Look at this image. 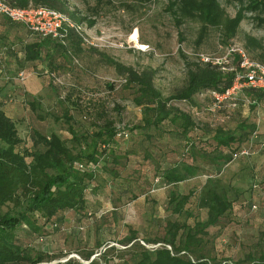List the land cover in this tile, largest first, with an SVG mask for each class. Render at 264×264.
Instances as JSON below:
<instances>
[{
  "label": "trees",
  "instance_id": "trees-1",
  "mask_svg": "<svg viewBox=\"0 0 264 264\" xmlns=\"http://www.w3.org/2000/svg\"><path fill=\"white\" fill-rule=\"evenodd\" d=\"M5 1L21 8L30 4L53 8L78 24H93L79 10L71 9L68 0ZM171 1L182 17L201 22L203 32L210 27L218 28L226 41L236 35L245 19L244 12L255 13L264 24V0H228L241 5L235 17L227 15L220 0ZM40 44L27 45L24 60L42 58ZM82 44H86L83 37L74 29H69L64 43L45 38L43 63L49 64L51 69L64 67L69 55L81 51ZM257 47L256 58L264 64V47ZM7 48L10 55L16 54L12 49L17 46ZM238 59L236 56L235 67L230 69L226 63L186 58L185 85L165 96L155 85L154 69L138 70L108 58L125 76L129 98L141 110L139 124L130 129L136 134L130 136L127 148H123L122 142L128 139V131L117 128L104 109L97 113L103 123L91 134L68 126L73 147L56 131L42 133L38 130H32L29 136L32 147H26L17 127L20 120L12 119L2 110L6 94H0V264H99L98 259L93 258V250L81 254L87 263L72 258L54 262L60 255L36 250L16 231L26 225L28 236L42 231L43 235L46 232L66 234V228L73 224L80 226L84 218L95 222L97 227L98 222L104 221L103 217H108L105 215L111 216L109 219L113 222L122 221L125 215L121 211L125 207L140 204L139 218L149 221L151 217L153 222L164 220L161 222L166 231L159 238L146 239L153 247L136 243L139 236L134 231L125 235L122 243L139 249L130 264H264V252L258 243L250 244L249 239L238 238L235 227L229 226L250 217L244 190L225 184L219 191L209 184L215 171L220 173L222 168L245 155L243 152L250 154L256 148L264 152L255 117H236L230 112L221 122L207 123L200 128L193 112L172 104V101H184L199 111L206 105L197 98L204 95L216 103L212 92L224 94L234 85ZM243 88L250 104L264 100V90ZM26 101L31 110L43 118L35 100L27 97ZM250 107L254 112L255 105ZM64 117L72 118L67 112ZM167 133L172 134L177 143L172 164L165 167L161 164L163 158L151 160V155L153 150L161 149L157 140ZM205 134L209 137L202 139ZM101 169L111 177L110 181L102 178ZM199 173L208 175V183L188 193L171 190L160 217L153 188L174 186ZM158 175L159 182L155 180ZM98 192L102 194L101 199L97 197ZM109 201L112 210L105 213L102 209ZM5 207L9 208L5 211ZM107 228L113 229L114 224L109 222ZM227 248L234 256L224 254Z\"/></svg>",
  "mask_w": 264,
  "mask_h": 264
},
{
  "label": "rangeland",
  "instance_id": "rangeland-1",
  "mask_svg": "<svg viewBox=\"0 0 264 264\" xmlns=\"http://www.w3.org/2000/svg\"><path fill=\"white\" fill-rule=\"evenodd\" d=\"M68 2L71 9L79 10L93 22L92 25L89 22L83 24V32L92 44H82L81 51L69 55L64 67L60 65V68L51 69L49 64H43V90L38 92L39 95L30 98L39 105L38 110L43 118H39L31 110L26 101L27 97L24 100L25 98L19 95V92L23 91L27 74L24 58L16 54L10 55L7 48L17 46L18 42L11 34L17 32L18 27L9 24L0 16V94H6L2 110L12 119L20 120L17 127L26 147H32L29 138L32 130L42 133L56 131L73 147L68 126L71 125L80 133L88 131L91 134L103 123L97 113L104 109L109 119L116 122L117 128L128 131V139L122 142L123 148H127L130 136L136 134L130 129L140 122V108L129 98L130 89L126 87L125 76L121 75L108 58L138 70L154 69L155 85L165 96H170L186 83V58L197 60L200 55H205L221 58L226 62L227 48L236 44L244 48L253 60H257L256 54L259 53L257 46L264 47V24L255 17V13L244 12L245 19L241 22L236 35L226 41L218 28L210 27L203 32L201 22L182 17L171 5V0H68ZM220 2L230 17H235L241 7L237 1ZM135 32L138 34L137 41L132 38ZM12 50L19 52L17 49ZM228 66L233 67L234 64ZM22 72L25 79L18 80L17 87L16 79ZM6 87H10L11 90ZM197 100L204 103L208 109L204 107L200 108L198 113L193 112L196 121L214 125L221 122L219 116L222 113L224 118L231 114L233 103L237 106L240 98L237 100L227 97L222 99L220 104L205 95L198 96ZM15 101L20 102V105L14 107ZM172 104L189 111L190 105L184 101H172ZM66 112L72 116L70 120L65 119ZM202 124L205 126L207 123ZM248 158L245 157L247 161H239V166L248 164ZM240 174L242 177L245 175ZM165 191L168 194L169 190ZM178 191L182 192L180 186ZM246 191L248 189L244 192ZM246 205L249 206V203ZM261 206L262 204L257 205L258 208L255 210H259ZM8 208L5 207L4 210ZM140 208L141 204L125 207L121 211L125 218L119 222L116 220L113 222L109 219L111 216L105 215L108 217H103L104 221L98 222V227L95 222L84 218L80 226L73 224L66 228L64 231L66 234L46 232V235H43L42 231L28 236L26 225L19 228L16 234L38 251L46 250L60 255L54 262L72 258L87 263L81 254L93 250L95 252L93 258L98 259L99 264H130L139 249L135 248V245L122 243L125 235L134 231L139 236L136 243L153 247L154 244L146 243V239L159 238L166 231L164 222H161L164 220L158 222L157 219L153 222L150 217L149 221H142L141 217L139 218ZM257 213V217L252 214L248 220L235 221L229 226L235 227L239 235L233 236L249 239L250 244L258 243L264 252L262 218L264 209L261 214L259 211ZM109 222L114 224L113 229L107 228ZM224 254L234 256V252L229 248L224 249Z\"/></svg>",
  "mask_w": 264,
  "mask_h": 264
},
{
  "label": "crops",
  "instance_id": "crops-1",
  "mask_svg": "<svg viewBox=\"0 0 264 264\" xmlns=\"http://www.w3.org/2000/svg\"><path fill=\"white\" fill-rule=\"evenodd\" d=\"M8 22L14 27H18V29L16 30L17 32H13L11 34L18 42V44H16L17 45L16 49L19 51L18 53H16L17 56L24 58L27 45L41 42L39 50L42 53V58L31 60V61L24 60L23 62L25 64V70L27 71V74H26L25 84H23V91H20L19 95L22 98H25L24 100H26V97L30 99V98L35 97L36 95H39L38 92L41 91V89L43 90V82H42L43 81V64H44L43 63V39H40V38H37L31 35L30 32L26 29V27L20 23H15L11 21H8ZM14 57L16 56L14 55ZM18 80H22L20 78V74L18 75V79H16L17 87H18V82H17ZM6 88L11 90L10 87H6ZM13 88H15V85L13 86ZM234 98H236L237 100L240 98V100L238 101L237 106H235L236 103H233L235 105H232L231 107L233 116H236V117H247L249 115L254 116L255 120L258 123V132L260 135L259 140L262 143H264V100H258L256 103L250 104L251 102L250 98L244 95V88L237 90L236 94L234 95ZM19 103L20 102L15 101L14 104L16 105L14 107H17V105H20ZM201 104H204V103H201ZM250 105H255L254 112L251 111ZM204 107L205 109H208L206 108V106ZM189 111L191 112L196 111L198 113L196 108L190 107V106H189ZM217 111L220 112L224 110H217ZM222 116H224V113H222L219 116L221 120L224 119V117ZM139 119L141 120V110H140ZM202 123H208V122H202ZM202 123H198L200 128L203 126ZM208 137L209 136H206L205 134L204 136H202V139H206ZM157 142H159L162 147L161 149H156L152 151L153 155H151L152 156L151 160L157 159L158 161H161L160 158H163V163L161 164L162 166L167 167L172 164V161L174 159L175 152L173 148H175L177 140L172 134L167 133L163 135L162 139L157 140ZM262 148L264 149V146ZM245 155L241 156L239 159L234 160L229 165H227L225 168H222L220 173L215 171L214 175H211L210 177L209 184L210 186L212 185L216 189H219V191L223 189L225 184H231V186L234 188H239V189L243 188L242 190L244 191L248 189V191L244 192V199L246 203H249V206L247 207H249L250 209L249 210L250 215L255 214L254 217H257L258 216L257 211H259V213L261 214V211L264 209L263 207L264 206V152L256 148L255 151H253L250 154H247L248 156H245ZM245 157H249L248 164L244 163L245 166L240 167L239 161L241 160L244 161ZM145 162H149V161H145ZM212 168L213 167H211L210 169ZM100 172H101L102 178L104 177L105 180L110 181L111 179L110 176L106 175L102 169L100 170ZM240 173H245L244 177H242ZM207 179H208V175L199 173L197 176L187 179L185 181H182L179 184L174 185V186L164 185V186H156L155 188H153L152 194H153V197L156 198L154 203L157 204L160 209L159 216L160 217L162 216V209H163L162 206L165 204V200L166 198H168V195L171 190L173 189L178 190L179 186L182 190V193H188L192 189L198 190L202 188L204 184L208 183ZM155 180L159 182L160 175H158ZM166 189L169 190L168 194H166L167 193L165 191ZM101 192H103V190ZM101 192L97 193L98 199H101L102 197ZM142 199L143 197H141L140 200ZM249 200L252 202L251 205H250ZM96 202H98V200H96ZM261 204L262 206L260 207V209L255 210L258 208L257 205L260 206ZM104 209H105L104 211L105 213L109 212V210H112V207H110V201L107 202L106 206L102 210ZM69 218L70 217H68L67 219ZM262 218H264V216H262Z\"/></svg>",
  "mask_w": 264,
  "mask_h": 264
},
{
  "label": "built area",
  "instance_id": "built-area-1",
  "mask_svg": "<svg viewBox=\"0 0 264 264\" xmlns=\"http://www.w3.org/2000/svg\"><path fill=\"white\" fill-rule=\"evenodd\" d=\"M0 16L12 22L22 24L31 35L40 39L53 38L64 43L69 29H74L83 37L86 44H92L83 32L82 24L76 23L69 15L53 8L36 6L34 4L21 8L12 6L5 0H0ZM236 56L239 58V69L236 71L234 85L224 94L212 92L218 104L222 103V99L227 97L236 99L234 95L237 90L245 86L264 90V64L258 60H253L244 48L236 44L227 48L226 57H228V60L226 62L221 58H212L205 55H200L199 60L213 64L228 63L233 65V60ZM229 68L234 69V66ZM20 78H25L23 72L20 73ZM243 154L247 155L248 152H243Z\"/></svg>",
  "mask_w": 264,
  "mask_h": 264
},
{
  "label": "bare ground",
  "instance_id": "bare-ground-1",
  "mask_svg": "<svg viewBox=\"0 0 264 264\" xmlns=\"http://www.w3.org/2000/svg\"><path fill=\"white\" fill-rule=\"evenodd\" d=\"M132 38H133V40L137 41V39H138V34H137V32H135V33L133 34Z\"/></svg>",
  "mask_w": 264,
  "mask_h": 264
}]
</instances>
